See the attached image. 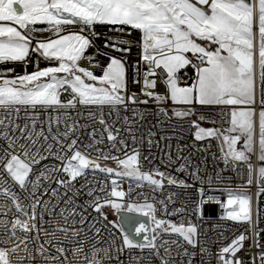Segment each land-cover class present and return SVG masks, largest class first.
Masks as SVG:
<instances>
[{
	"label": "snow or ice",
	"instance_id": "6c2138e0",
	"mask_svg": "<svg viewBox=\"0 0 264 264\" xmlns=\"http://www.w3.org/2000/svg\"><path fill=\"white\" fill-rule=\"evenodd\" d=\"M38 22H46L54 31L59 34L62 31V25H71L77 22L91 26L94 23H106L113 25H130L133 29L141 31L143 40V59L147 62L149 69L145 74L144 88L142 94L146 97L153 98L157 102L167 99V97L155 94L153 89L156 82L149 77L155 75V69L163 68L166 72L167 79L165 83L169 90V95L174 103L192 104L193 101L201 105H228L248 106L243 110L237 111L235 108L230 113V127L227 129H203L198 124H193L199 129L196 133V139L207 137H222V144L227 145V151L224 152V162H243L248 166V184H252L253 166L249 154H256L257 160L264 164V0H0V61H19L24 60L30 51L32 43V33L36 29L30 27ZM198 40L208 41L218 45L214 51L206 49ZM90 41L81 34L73 33L70 35H59L57 39H49L47 42L37 41L33 51L41 52L48 59L58 61L57 67H47L42 70L24 75L14 80L4 79L0 83V108L9 113L13 110L18 114L20 108L17 106H41L48 108L71 109L79 105H126L127 101L131 103H148V100L139 101V98L121 95L125 89V66L122 61L116 57L111 58V62L103 69V75L97 76L89 68L80 65L79 61L84 57L86 48L89 47ZM115 48L117 51H125L124 48H117L115 44L107 45ZM191 52L192 55L200 62L199 65H192L196 69L197 79L188 87H179L176 79V73L184 66L191 64V60L184 53ZM226 53V55L222 54ZM91 60V57H89ZM259 69V87H260V111L257 114L254 107L256 103V75ZM58 73L64 75L58 76ZM41 78H49L48 82L41 83ZM91 81V82H89ZM99 85V86H98ZM68 92L70 98L62 102L60 92ZM166 115L165 109H160ZM178 117H186L192 114L191 109L186 111L174 110ZM94 115V114H90ZM257 115H258V140H257ZM127 119V118H126ZM204 119V117H201ZM35 119H32L33 128ZM56 123H59L57 117ZM99 123L105 125L104 131L107 132L108 141L112 142V147L117 151V140L119 129L113 134L112 129L101 115ZM0 126L5 131L0 133L9 140L8 147L3 149V156H0V167L7 172L12 181L19 185L20 188H26L28 183L32 184L35 190L38 183L43 177L48 179L45 172H41L35 181L29 180V174L32 171V164L39 163L35 158L41 151L47 150L52 154V144H48L46 149H39L32 153L31 149L38 144V139L42 137L47 141L49 137L43 131L33 133L28 131V125L24 127L13 124L9 121L5 124L0 119ZM11 126L13 132L19 131L23 139L30 143H21L17 145L18 137L8 135V129ZM77 128L76 124L66 125V131L60 136L52 135L51 139L55 141L59 148L58 158L64 161L62 167L52 171H63L68 179H60L56 182L70 188L72 182L78 177L85 174L86 169L98 170L108 175H118L135 177L139 181H146L148 184L158 188L162 187V180L165 173L156 169L155 172H141L138 157V149H133V154L121 159L110 153H104L101 149L95 148L97 155L90 157L89 149L102 141L95 139L96 130L90 133L92 142L84 146L82 151L78 147V138H73V133ZM51 131V128H49ZM27 132V135H24ZM131 132V129H129ZM135 142V135H132ZM243 142V148L238 149L237 145ZM151 147L152 141H147ZM119 144L125 149L127 144L125 140L119 139ZM18 148L25 159H21L19 154H14L9 149ZM31 158V163L26 162ZM43 159V157H41ZM112 160L116 163L117 171L112 167L102 166L100 161ZM6 161V162H4ZM185 165H181L178 171L184 170ZM196 176L195 173L192 174ZM159 176L160 179L154 178ZM257 181H264V166L256 170ZM2 179V177H0ZM6 183V181H5ZM116 180H112L114 185L107 194L110 197L123 198L126 194L117 190ZM169 184L177 183L175 178L168 179ZM185 185L183 180L178 182ZM186 186V185H185ZM264 192V187L260 189ZM100 191L104 188L101 186ZM5 196L12 200L19 216L13 220H0V227L4 229L6 239L0 238V243L12 244V247H0V264H33L36 257L28 247L27 235L21 239L17 235V230L27 234L32 231L44 232V235L55 237V232L49 233L38 227L37 205L40 203L35 198V191L32 198L35 202L25 205L18 196L8 188H4ZM203 192V189H201ZM53 194L56 192L53 190ZM89 196L94 195L90 189ZM71 199V198H69ZM161 203H164L161 201ZM229 205H236L237 208L227 212V219L238 222H247L249 230L254 236H259L256 231L258 224H253L250 211V199L246 195H236L228 200ZM104 205L113 208H120L121 205L114 200L105 198L103 203L97 197L93 202V207L100 212ZM7 206L0 205V209ZM47 207V202H45ZM167 206L165 205V208ZM144 208L150 211H143ZM31 209V214L29 213ZM10 210V208H9ZM127 210L132 212H143V215L149 216L155 211L152 204L145 205L128 204ZM183 209H175L172 214H180ZM63 215V210L61 211ZM39 219L43 220V214ZM65 217V221H67ZM107 220V217H104ZM155 224L152 229L153 235L149 237L144 235V242H134L131 235L126 232L121 225H114L120 228L122 236V247L117 248L121 252L124 248H147L152 250L153 254L160 259V264H173L172 253L168 247H164V256L160 255L159 247L156 243L161 233H176L192 247H196L198 241L197 228L190 222L185 226L183 222L177 226L175 223L156 218L151 215ZM10 223L11 227L8 228ZM84 223L83 220L80 221ZM57 231L71 233L72 237L80 235L76 228L60 227L57 225ZM160 230V231H158ZM100 229H96L99 234ZM147 232V226L140 223L135 228L137 236ZM10 233V234H9ZM247 237L241 234L238 238L233 239L231 243L223 247L217 253V264H243L236 258L235 253L239 250L238 246L242 245ZM39 240V235L33 237ZM18 241V242H16ZM45 243H51L46 240ZM74 248L73 255L78 256L83 252V246ZM167 245L168 241H163ZM179 247L178 241H172ZM23 245V247H21ZM259 247V244L256 245ZM36 253L44 258L45 264H73L72 261L61 262L60 257L64 256L65 249L57 247L59 255H46L47 249L44 244H39ZM201 252L206 249L201 248ZM23 253V254H21ZM98 253L103 256L97 258ZM231 254V255H229ZM184 255H189L187 249H184ZM191 255H195L192 253ZM105 258H110L108 248H93L92 255L89 258L85 255L84 259L87 264H102ZM139 264L141 258H134ZM261 264H264V252L259 254ZM191 264V259H189Z\"/></svg>",
	"mask_w": 264,
	"mask_h": 264
},
{
	"label": "built area",
	"instance_id": "2783aa9c",
	"mask_svg": "<svg viewBox=\"0 0 264 264\" xmlns=\"http://www.w3.org/2000/svg\"><path fill=\"white\" fill-rule=\"evenodd\" d=\"M30 27L36 31L32 33V43L28 55L24 60L0 61V81L27 75L51 64L38 51L32 50L35 49L37 41L53 39L59 35L79 33L90 41L84 57L80 60L81 66L89 68L95 75L101 76L103 69L111 62L112 57L120 59L125 66L126 85L121 94L126 97L135 94L139 101L148 100L146 104L127 101L126 105H116L115 107L107 104L87 106L77 104L71 109L17 106L20 108L18 114L14 110L9 113L0 108V119H3L5 124H8L9 121L20 127L27 124L28 131L33 133L43 131L49 137L47 141H44L42 137L37 138L33 135V138L39 141L31 149L33 154L41 148L46 149L48 144L53 145L52 154H49L47 150L41 151L40 155L35 157L39 163L31 165L32 171L29 174V180L35 181L42 171L49 176L48 179L41 177L35 190L31 183H28L24 189L20 188L0 167V177H2L0 179V205L7 206L0 209V220L11 221L20 215L12 205L11 198L5 196L4 188L14 192L25 205L35 202L32 198V193L35 191V198L40 201L36 209L37 226H42L49 233L55 232V237H46L44 232L32 231L25 234L19 229L17 230V235L21 239L25 235L29 237L28 247L36 257L33 264H45L44 258L35 251L39 244H44L47 249L46 255L53 256L59 255L56 251L57 247H63L65 254L60 257L61 262H65L66 258L73 264H87L84 257L87 255L90 258L93 248H108L110 250V258H105L102 264H137L134 258H141L139 264H160V259L147 248L143 250L124 248L123 251L117 252V248L123 246L120 228L114 226L118 224L114 215V210L117 208L104 205L100 212L96 211L92 205L97 197L100 198L101 203L105 198L117 201L121 205L120 208L125 209L128 204L145 205L149 203L155 209L151 215H155L158 219L170 221L177 226L181 222L185 226H188L189 222L195 225L198 233L195 237L198 241L196 247L188 245L182 237L170 231L162 232L157 239L160 255L164 256V247H168L172 253L173 264H189V259H191V264H217V253L241 234L247 238L242 245L238 246L239 250L235 253L236 258L240 259L243 264H261L259 254L264 252V192L260 189L264 187V181H257V161L255 158L251 160L253 182L248 184L247 164L239 161L232 162L231 159L228 164H225L219 138L205 136L203 139L197 140L196 133L199 129L193 124L195 122L199 128L203 129H227L230 127V113L233 106L201 105L195 101L192 104L174 103L170 98L165 83L167 75L162 67L155 69V75L149 79L156 82L154 93L167 97V99L157 102L153 98L144 96L142 89L149 66L143 59V34L130 25L94 23L91 26H85L77 22L71 25H62V31L59 34L46 22H38ZM109 44H115L117 48L126 50L117 51L115 48L107 46ZM184 55L191 60V64L180 69L176 73V79L179 85L188 87L197 79L196 69L192 65H199L200 62L191 52L184 53ZM258 73L259 69L257 68L256 103L253 105L257 114L261 107ZM60 98L62 102H65L70 98V95L68 92L61 91ZM162 108L166 110V115L160 111ZM183 109H191L192 114L186 117H178L174 114V110L181 111ZM101 115L114 135L117 129L120 130L116 142L120 151L113 148L112 142L108 141L107 132L104 131L105 125L99 123ZM57 117L59 118L58 124L56 123ZM33 118L36 121L34 128ZM72 124H76L77 128L71 133V136L78 138V147L82 151L85 145L92 142L90 133L93 132V129L96 130L95 139L102 142L88 150L90 157L97 155L95 148L121 159L126 158L125 152L131 155L133 149H138L140 153L138 163L141 172L154 173L156 169H159L160 172L166 174L162 180V187L156 188L135 177L108 175L91 168L86 169L84 175L73 181L70 188L59 185L57 180L68 179V177L63 171H52L61 168L64 161L58 158L59 148L51 136L57 135L63 139L60 134L66 131V125ZM4 131L3 126H0V133ZM133 134L136 137L135 142L132 139ZM8 135L19 138L16 141L17 145L30 143L21 137L18 130L13 132L11 126L8 129ZM24 135H27V132ZM149 138L152 141L151 147L147 142ZM119 139L125 140L126 149L119 144ZM8 144L9 140L0 135V156H3V149L7 148ZM9 151L19 154L21 159H25L18 148L9 149ZM26 162L31 163V158L29 157ZM100 163L102 166L112 167L117 171L122 170L118 169L112 160H101ZM181 165H185V168L178 171ZM193 173L196 176H193ZM154 178L160 179L159 176H154ZM169 178H175L177 183L169 184ZM112 180H116L117 190L125 192L126 195L123 198L116 199L107 196L114 186ZM180 180H183L186 186L180 185L178 183ZM101 186L104 188L103 192L100 191ZM90 189L94 192L92 196L88 195ZM53 190L56 192L55 195ZM241 194L250 199L251 218L253 224H258L256 231L259 232V236H254L253 232L249 230L250 226L247 222L227 219V212L231 211L228 200ZM45 202H47V207H45ZM175 209H183V211L180 214H172ZM62 210L63 215H61ZM143 211L150 210L144 208ZM29 213L31 214V209H29ZM40 214H43L42 221L39 219ZM151 215H149L150 224L152 222ZM105 216L107 220L104 219ZM65 217L68 218L67 221H65ZM81 220L84 221L83 224L80 223ZM57 225L62 228H76L80 231V235L72 237L70 232L57 231ZM10 227L9 223L8 228L10 229ZM97 228L100 229L99 234L96 233ZM153 228L155 227L151 224V236ZM37 235H39L38 241L33 239ZM0 238H7L2 227H0ZM46 240H51V243H45ZM163 241H168V244L163 245ZM172 241H178L179 247ZM81 242H83V252L74 256L72 250L81 247ZM257 243L259 247L256 246ZM0 247L10 248L12 244L0 243ZM185 248L189 255H184ZM201 248L206 249V252L202 253ZM192 253L195 255H191ZM101 256L103 253L97 254V258ZM24 264H28V262L25 261Z\"/></svg>",
	"mask_w": 264,
	"mask_h": 264
},
{
	"label": "water",
	"instance_id": "95a60500",
	"mask_svg": "<svg viewBox=\"0 0 264 264\" xmlns=\"http://www.w3.org/2000/svg\"><path fill=\"white\" fill-rule=\"evenodd\" d=\"M114 215L117 223L131 235L134 242H144V235H148L149 237H151L150 219L149 216L143 215V212H130L125 208H118L115 209ZM140 223H144L147 226V232L137 236L135 234V228L138 227Z\"/></svg>",
	"mask_w": 264,
	"mask_h": 264
},
{
	"label": "rangeland",
	"instance_id": "374dc122",
	"mask_svg": "<svg viewBox=\"0 0 264 264\" xmlns=\"http://www.w3.org/2000/svg\"><path fill=\"white\" fill-rule=\"evenodd\" d=\"M77 34H79V33H77ZM55 38H57V37H55ZM55 38H53V39H55ZM45 41H47V40H45ZM197 42L200 43L202 46H204L206 49H208V50H212V51H214V50L216 49V47H218V45H216V44H212V43H210V42H208V41L198 40ZM222 54L226 55V53H222ZM47 67H48V66H46V67H44V68H47ZM44 68H43V69H44ZM41 70H42V69H41ZM32 73H33V72H32ZM30 74H31V73H29V74H27V75H30ZM258 74H259V73H258ZM41 80H45V82H48L49 78H41ZM89 82H91V81H89ZM98 86H99V85H98ZM178 86H179V85H178ZM179 87H180V86H179ZM246 107H248V106H245V105L233 106V108H235L237 111H239V110H243V109L246 108ZM251 107H253V105H252ZM181 111H186V109H183V110H181ZM219 140H220V143H221V147L224 148V151H227V145L222 144V137H220ZM257 140H258V136H257ZM237 147H238V149H242V148H243V142L241 141V142L237 145ZM249 155H250V159H251V160H253L254 158L256 159L257 164H258V168L261 167V166H264V164H262L260 161L257 160V156H256V154H249ZM115 198H116V199H119V198H117V197H115ZM116 203L119 204V202H117V201H116ZM228 206L231 207V210L237 208L236 205H229V204H228ZM109 207H110V208H113V207H111V206H109ZM114 211H115V210H114ZM151 224H152L153 227H155V224H154L153 221L151 222Z\"/></svg>",
	"mask_w": 264,
	"mask_h": 264
},
{
	"label": "crops",
	"instance_id": "0c3cea01",
	"mask_svg": "<svg viewBox=\"0 0 264 264\" xmlns=\"http://www.w3.org/2000/svg\"><path fill=\"white\" fill-rule=\"evenodd\" d=\"M70 34H73V33H70ZM70 34H67V35H70ZM57 38H55V39H57ZM43 42H47V41H43ZM39 53L41 54V52H39ZM46 59H48V58H46ZM48 60L51 62V64L48 67H57L58 66V61H56L54 59H48ZM79 63H80V61H79ZM57 75L60 76V75H64V74L63 73H58ZM18 77H21V76L12 77V78H9L8 80H14V79H17ZM2 82H3V80L0 81V83H2ZM40 82L44 83L45 80H41Z\"/></svg>",
	"mask_w": 264,
	"mask_h": 264
},
{
	"label": "bare ground",
	"instance_id": "6f19581e",
	"mask_svg": "<svg viewBox=\"0 0 264 264\" xmlns=\"http://www.w3.org/2000/svg\"><path fill=\"white\" fill-rule=\"evenodd\" d=\"M179 85V84H178ZM180 87H186V86H183V85H179ZM257 127H256V133H257V135H258V115H257Z\"/></svg>",
	"mask_w": 264,
	"mask_h": 264
}]
</instances>
